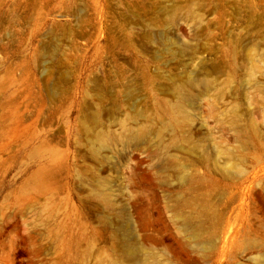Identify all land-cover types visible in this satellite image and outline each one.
<instances>
[{
	"label": "rangeland",
	"instance_id": "374dc122",
	"mask_svg": "<svg viewBox=\"0 0 264 264\" xmlns=\"http://www.w3.org/2000/svg\"><path fill=\"white\" fill-rule=\"evenodd\" d=\"M263 217L264 0H0V264H264Z\"/></svg>",
	"mask_w": 264,
	"mask_h": 264
},
{
	"label": "bare ground",
	"instance_id": "6f19581e",
	"mask_svg": "<svg viewBox=\"0 0 264 264\" xmlns=\"http://www.w3.org/2000/svg\"><path fill=\"white\" fill-rule=\"evenodd\" d=\"M187 84V83H186ZM182 89H185V85H181L180 86V90H182ZM171 112H172V114L174 115V116H177L178 114H180L181 115V111L182 110H180V104L178 103L177 105H175V106H172L171 107ZM173 116V117H174ZM183 116V115H182ZM237 174H239L238 172H237ZM182 202L183 203H188L186 200H182ZM181 202V203H182ZM176 203H178V200H176ZM180 203V204H181ZM178 205V204H177ZM217 217V215L216 214H214L213 216H212V218H216ZM262 224H263V226H264V217L262 218ZM181 228L185 231V232H187L189 235H191V236H193V237H199L200 236V232L202 231V229H201V226L198 224H196V226H193V225H190V224H188V223H185V224H182V226H181ZM230 228V227H229Z\"/></svg>",
	"mask_w": 264,
	"mask_h": 264
}]
</instances>
